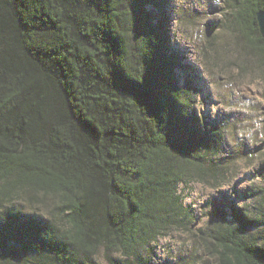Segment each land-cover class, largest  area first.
Here are the masks:
<instances>
[{
	"label": "trees",
	"instance_id": "16d2710c",
	"mask_svg": "<svg viewBox=\"0 0 264 264\" xmlns=\"http://www.w3.org/2000/svg\"><path fill=\"white\" fill-rule=\"evenodd\" d=\"M164 9L0 0V264H104L101 252L108 264H154L159 237L193 232L180 185L228 179L239 151L194 112L199 89L180 83ZM262 9L224 0L218 28L263 63ZM250 196L212 200L210 224L194 231L217 264H264V187Z\"/></svg>",
	"mask_w": 264,
	"mask_h": 264
},
{
	"label": "rangeland",
	"instance_id": "374dc122",
	"mask_svg": "<svg viewBox=\"0 0 264 264\" xmlns=\"http://www.w3.org/2000/svg\"><path fill=\"white\" fill-rule=\"evenodd\" d=\"M169 19L171 51L184 57L176 70L180 83L192 77L199 92L194 112L219 124L228 150L239 151L221 183L191 182L180 185L184 205L194 214L193 232L173 230L153 243L154 264H217L197 235L210 224L211 201L228 208L235 202L252 205L250 190L264 187L259 174L264 163V62L247 51L242 37L224 28V0H159ZM147 8L159 13L155 5ZM161 13V12H160ZM217 33L212 35V33ZM212 35V36H211ZM210 36V37H209ZM20 206V200L17 202ZM26 212L46 215L23 203ZM98 259L104 264L105 253Z\"/></svg>",
	"mask_w": 264,
	"mask_h": 264
},
{
	"label": "water",
	"instance_id": "95a60500",
	"mask_svg": "<svg viewBox=\"0 0 264 264\" xmlns=\"http://www.w3.org/2000/svg\"><path fill=\"white\" fill-rule=\"evenodd\" d=\"M257 20H258V25H259V30L261 32V35L264 37V9L258 11Z\"/></svg>",
	"mask_w": 264,
	"mask_h": 264
}]
</instances>
